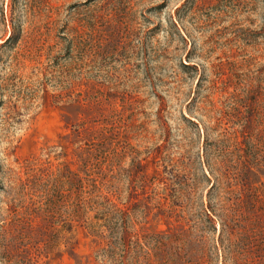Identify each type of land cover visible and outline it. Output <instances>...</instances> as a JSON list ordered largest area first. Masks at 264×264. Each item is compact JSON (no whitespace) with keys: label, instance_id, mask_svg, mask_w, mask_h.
Masks as SVG:
<instances>
[{"label":"rangeland","instance_id":"1","mask_svg":"<svg viewBox=\"0 0 264 264\" xmlns=\"http://www.w3.org/2000/svg\"><path fill=\"white\" fill-rule=\"evenodd\" d=\"M0 264H264V0H0Z\"/></svg>","mask_w":264,"mask_h":264}]
</instances>
